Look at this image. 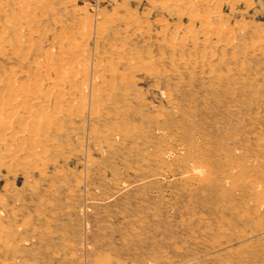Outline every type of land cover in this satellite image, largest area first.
<instances>
[{"label": "rangeland", "instance_id": "obj_1", "mask_svg": "<svg viewBox=\"0 0 264 264\" xmlns=\"http://www.w3.org/2000/svg\"><path fill=\"white\" fill-rule=\"evenodd\" d=\"M10 104L0 264H264V0H0Z\"/></svg>", "mask_w": 264, "mask_h": 264}, {"label": "bare ground", "instance_id": "obj_2", "mask_svg": "<svg viewBox=\"0 0 264 264\" xmlns=\"http://www.w3.org/2000/svg\"><path fill=\"white\" fill-rule=\"evenodd\" d=\"M84 25V24H83ZM88 31V30H87ZM86 33V32H85ZM77 55V53H76ZM68 64V63H67ZM94 67V66H93ZM77 67L76 65H67L62 67L61 69V73L63 75V77L66 79V89L69 91H76L79 94L78 99L81 101V104H84L86 100H84L82 93H84V91L88 88V90H91V87L93 85V81L92 79H90L89 76H86V73H84L85 71L80 68ZM86 68V67H85ZM84 71V72H83ZM54 72V71H53ZM79 74V76H78ZM89 74V73H88ZM57 76V75H56ZM76 79V85L73 86V84L75 83L74 80ZM64 81V80H63ZM34 82H32L33 84ZM35 84V83H34ZM52 86L55 87L54 91H56V95L60 96L61 92L63 90V84L62 81L60 80H54L52 82ZM65 85V83H64ZM24 86V85H23ZM32 86V85H31ZM44 87V86H43ZM65 89V90H66ZM19 92L21 93L22 96V104H23V108H21L23 111V115L19 116V120L17 122L20 121V124L25 122V120L27 118H31V116L34 117L33 113L30 114L28 108H27V101L29 100H33L36 99L38 97L39 91H40V87L39 85L35 84L32 87H20V89H18ZM47 90V89H46ZM44 91V90H43ZM94 91V90H91ZM46 92V91H45ZM87 92V91H86ZM90 92V91H89ZM12 94H16V91L14 90ZM47 94V93H45ZM54 94V93H53ZM68 94V93H67ZM66 94V95H67ZM88 94V92H87ZM91 95V93H89ZM65 95V94H63ZM89 95V96H90ZM92 96V95H91ZM62 97V96H61ZM84 100V101H83ZM66 102V100H65ZM6 104V103H5ZM4 104V106H5ZM54 104V103H53ZM78 105V104H77ZM84 106V105H83ZM16 107V106H15ZM15 107L10 105H7V108L4 110L3 112L0 111V144L3 145H7V140L13 138L14 136H18V130H15L13 128H11V126L9 125L12 117L14 116V112L12 113V110L15 109ZM42 107V106H41ZM2 108V107H1ZM42 110V109H41ZM38 116V115H37ZM43 118V117H42ZM40 120V119H39ZM37 126V125H36ZM7 150V149H6ZM1 154V153H0ZM2 155V154H1ZM0 155V157H2ZM260 201L263 203L264 202V198H261Z\"/></svg>", "mask_w": 264, "mask_h": 264}]
</instances>
